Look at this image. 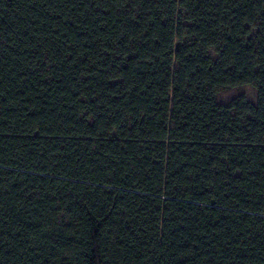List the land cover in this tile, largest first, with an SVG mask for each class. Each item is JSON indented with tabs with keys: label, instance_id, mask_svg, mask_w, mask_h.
Returning <instances> with one entry per match:
<instances>
[{
	"label": "trees",
	"instance_id": "trees-1",
	"mask_svg": "<svg viewBox=\"0 0 264 264\" xmlns=\"http://www.w3.org/2000/svg\"><path fill=\"white\" fill-rule=\"evenodd\" d=\"M0 264H264V0H0Z\"/></svg>",
	"mask_w": 264,
	"mask_h": 264
}]
</instances>
